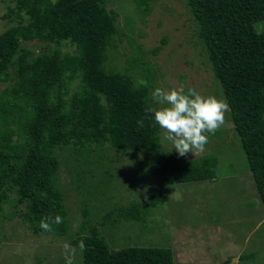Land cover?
I'll list each match as a JSON object with an SVG mask.
<instances>
[{
	"label": "trees",
	"instance_id": "1",
	"mask_svg": "<svg viewBox=\"0 0 264 264\" xmlns=\"http://www.w3.org/2000/svg\"><path fill=\"white\" fill-rule=\"evenodd\" d=\"M9 1L13 7L7 16H17L19 23L0 34V81L6 84L0 93V214L4 204L11 208L5 219L18 217L35 235L67 234L69 212L59 186L64 154L70 185L81 192L101 189L81 187L73 178L82 184L81 166L108 169L102 161L108 150L140 153L153 162L155 190L148 202L118 207L105 213L107 218L119 215L142 222L151 203L157 207L166 202L171 186L215 178L216 158L188 160L163 150L162 129L152 114L145 115L149 105L159 108L151 99L159 70L132 38L134 24L129 23L126 70L114 66L113 51L124 32L111 0ZM158 1L134 0L139 15L145 16ZM184 2L202 61L213 72L218 96L229 105L228 116L264 208V31L256 27L264 21V0ZM167 41L164 38L162 46ZM74 82H79L76 91ZM82 214L80 229L88 230L71 244L77 246L83 239V264H187L176 262L174 252L165 248L113 251L88 213L82 209ZM57 215L62 223L52 224V231L40 228L45 216Z\"/></svg>",
	"mask_w": 264,
	"mask_h": 264
},
{
	"label": "rangeland",
	"instance_id": "2",
	"mask_svg": "<svg viewBox=\"0 0 264 264\" xmlns=\"http://www.w3.org/2000/svg\"><path fill=\"white\" fill-rule=\"evenodd\" d=\"M110 2V8L118 14V26L124 32L111 59L118 70H126L131 47L125 30L127 23L134 24L132 38L159 70L156 87L169 90L183 84L186 89L195 88L204 96L221 97L213 72L202 61V48L197 45L195 26L184 0H159L151 5V13L146 16L139 15L134 0ZM12 7L11 1L0 0V34L19 23L17 16H7ZM256 27L263 32L264 21ZM164 38L168 41L162 46ZM160 46L162 50L154 55L152 52ZM129 70L133 72L131 66ZM5 86L0 81V93ZM78 86L79 82H74L72 91ZM228 112L225 123L215 134H209L203 153L182 156L188 160L216 158L215 178L171 186L166 191V202L157 207L149 202L150 212L142 222L124 220L119 215L107 218L104 214L118 207L148 202L155 190L150 173L152 161H146L140 153L108 150L102 161L109 170L97 165L88 166L90 170L81 166L82 184L73 178L81 187L83 184L84 187L100 186L96 193L90 188L81 192L70 185L71 178L64 166L67 155H62L59 186L69 212L67 234L35 235L18 217L12 221L5 219L11 208L4 204L5 210L0 214V264H65L63 244H71L73 238L88 230L80 229L84 221L82 209L99 227L113 251L126 247L165 248L174 252L178 263L222 264L232 259L233 264H264V208ZM162 145L164 151L177 153L163 139ZM111 177H114L112 182ZM76 264H83L82 254H78Z\"/></svg>",
	"mask_w": 264,
	"mask_h": 264
},
{
	"label": "clouds",
	"instance_id": "3",
	"mask_svg": "<svg viewBox=\"0 0 264 264\" xmlns=\"http://www.w3.org/2000/svg\"><path fill=\"white\" fill-rule=\"evenodd\" d=\"M140 83L146 85L145 81ZM151 99L160 107L149 105L145 108V115H153L155 123L163 130L162 139L169 142L179 156L203 153L209 142V134H215L225 123V115L229 111L225 98L204 96L195 88L186 89L183 84L169 90L156 87ZM138 124L143 127V119ZM60 223L62 217L59 215L54 218L45 216L39 226L44 231H52V224ZM84 250L83 239L77 246L64 243L62 256L65 264H76L78 254Z\"/></svg>",
	"mask_w": 264,
	"mask_h": 264
},
{
	"label": "water",
	"instance_id": "4",
	"mask_svg": "<svg viewBox=\"0 0 264 264\" xmlns=\"http://www.w3.org/2000/svg\"><path fill=\"white\" fill-rule=\"evenodd\" d=\"M233 263V262H232Z\"/></svg>",
	"mask_w": 264,
	"mask_h": 264
}]
</instances>
